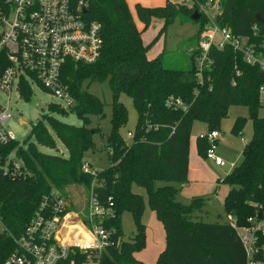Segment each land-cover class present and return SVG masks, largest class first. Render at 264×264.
Returning <instances> with one entry per match:
<instances>
[{
    "label": "trees",
    "instance_id": "1",
    "mask_svg": "<svg viewBox=\"0 0 264 264\" xmlns=\"http://www.w3.org/2000/svg\"><path fill=\"white\" fill-rule=\"evenodd\" d=\"M88 2L86 17L101 26L100 57L92 64L68 61L60 79L74 105L68 111L48 105L49 115L74 114L82 125L74 126L45 115L48 126L45 122L31 126L29 136L36 144L18 149L28 178L16 182L0 179V260L13 250L6 236L18 237L23 232L44 195L55 190L67 200V187L83 185L101 204L113 209L112 218L99 222L112 232L113 242L101 254L99 264H144L134 255L145 248V204L133 187L145 191L149 207L165 232V246L156 264H246L243 245L229 222L245 226L257 205L264 202V116L258 117V111L263 109L258 103L263 74L256 66L247 65L239 53L226 48L213 52L211 81L200 86L193 62L197 44L190 51V67L176 70L165 68L161 55L148 59L150 45L142 42V34L152 19L163 21L159 37L179 14L191 20L194 9L166 1L155 7L137 3L131 12L125 0ZM221 9L220 26L238 36L264 39V25L256 21V15L264 20V0H221ZM135 19L141 23V29ZM199 22L201 27V19ZM254 24L258 27L256 35L252 30ZM93 83H107L112 93L110 132L101 135L109 165L96 170L95 176L82 172L84 156L94 148L93 138L100 133L98 128L91 127V117H104V103L88 91ZM121 92L131 97L137 114L135 129L128 132L130 144L120 134L127 122L126 108L118 99ZM21 97L28 101L31 94L24 89ZM169 97L180 99L186 110L166 108ZM230 106L247 107L253 132L243 148L241 162L221 180L227 187L222 204L225 220L205 222L201 210L208 197H193L184 202L181 195L188 183L191 125L198 121L207 126L208 133L218 132ZM246 121L236 118L231 134L240 136ZM57 141L67 156L45 154L38 148L57 151ZM15 146L12 143L9 148ZM196 146L197 154L206 159L207 136L197 137ZM158 182L164 185L158 186ZM68 210L74 208L69 205ZM125 212L132 215L135 226L129 240H124L121 232V216ZM84 263V255L77 254L75 264Z\"/></svg>",
    "mask_w": 264,
    "mask_h": 264
},
{
    "label": "built area",
    "instance_id": "2",
    "mask_svg": "<svg viewBox=\"0 0 264 264\" xmlns=\"http://www.w3.org/2000/svg\"><path fill=\"white\" fill-rule=\"evenodd\" d=\"M166 1L194 9L201 19L193 55L198 85L211 81L213 52L226 48L239 53L247 65L256 66L264 76V39L238 36L220 26L221 0H191L189 6V0ZM88 8V0H0V93L21 97L25 89L32 96L33 87H38L60 99L64 108L72 107L74 100L60 79L63 66L68 61L92 64L102 48L101 26L88 20ZM252 30L254 35L258 33L256 24ZM258 103L264 110V84L258 89ZM165 107L185 111L187 106L169 97ZM11 117V108L0 105V179L16 182L28 178L29 173L18 154L21 146L7 126ZM206 136V160L225 167L215 154L218 132ZM12 143L17 146L9 148ZM82 172L95 176L96 170L86 162ZM68 208L67 200L57 191L44 195L23 232L18 237L6 236L13 250L0 264H75L77 254L84 255L85 263L99 264L103 251L113 245L112 232L99 223L113 217L112 207L89 193L84 219ZM246 223L239 227L229 222L243 245L246 264H264V202L257 205Z\"/></svg>",
    "mask_w": 264,
    "mask_h": 264
},
{
    "label": "rangeland",
    "instance_id": "3",
    "mask_svg": "<svg viewBox=\"0 0 264 264\" xmlns=\"http://www.w3.org/2000/svg\"><path fill=\"white\" fill-rule=\"evenodd\" d=\"M131 12H134V5L139 3L144 5L148 3L147 0H125ZM191 0L187 1V5H191ZM138 23L140 29L141 23ZM163 21L157 18L151 20L150 25L142 34V42L144 45H150L147 52L148 58H155L161 55L162 63L168 69H187L191 64V50L195 49L197 44V32L200 27V22H192L179 14L171 25L159 36V31L162 27ZM157 37V38H156ZM156 38V39H155ZM88 91L97 96L104 103V117H91V127L98 128L100 133L94 136V148L89 150L85 156L84 161L90 164L91 170H103L109 162L106 156V144L103 136L110 132V118H111V96L112 93L107 83H93L90 85ZM118 99L126 108L127 122L125 126L120 129V134L125 143L130 144L131 138L128 132H133L136 125L137 114L133 106L130 96L121 92ZM52 104V105H51ZM0 105L11 108L12 117L8 119L7 126L14 133L16 142L24 149L29 143H35L33 137L29 136L31 126L35 123H46L45 115H49L48 105L57 109H63V103L53 94L41 90L38 87H33V94L27 101L12 93L9 97L7 94L0 93ZM52 118L71 124L74 126H81V121L74 115L69 114L66 117H61L56 114L49 115ZM264 116V110L258 111V117ZM245 118L246 124L240 136L235 137L231 134V128L236 118ZM253 132L252 122L249 118V112L245 106H230L227 111V116L220 122L218 129V138L216 141L215 154L225 162V167L215 166L212 162L202 158L197 154L196 137H203L208 134V128L205 124L194 121L191 125V136L189 144V165L191 164V176L199 179L198 185H192L189 192L201 191L208 189L216 180H222L227 174L231 172L234 166L238 165L242 160V151L251 139ZM103 135V136H101ZM39 150L45 154H57L67 156V153L62 144L57 141V151L38 147ZM188 176V178H191ZM212 182L213 184H209ZM158 186L164 185L162 182L157 183ZM225 185L221 184L218 190L217 197L213 195L208 196L205 205L201 212L202 220L205 222L224 221V212L221 206L223 194L225 193ZM134 192L141 194L144 198V213L142 222L146 228V242L145 248L134 255L139 257L146 264H156L158 255L163 251L165 246V232L162 224L156 219L151 211L147 195L145 191L138 187H133ZM210 190L205 193H209ZM65 195L68 197L67 202L74 210L71 212L77 213L83 219L85 218V211L88 210L89 191L83 185L69 186L65 190ZM191 199V198H190ZM183 200L184 202L189 201ZM135 226L132 215L128 212L121 216V232L124 240H129V237L134 232ZM3 231L0 225V233ZM85 264H95L87 262Z\"/></svg>",
    "mask_w": 264,
    "mask_h": 264
},
{
    "label": "crops",
    "instance_id": "4",
    "mask_svg": "<svg viewBox=\"0 0 264 264\" xmlns=\"http://www.w3.org/2000/svg\"><path fill=\"white\" fill-rule=\"evenodd\" d=\"M147 1H148V3H145L143 6H146V7L163 6L165 4V2H166V0H147ZM137 26L140 29L138 23H137ZM148 59H153V58H148ZM197 137H199V136H197ZM197 137H196V139H197ZM191 167H192V165L190 164L189 165V170H188V176H191V170H190ZM198 182H199V179L197 177H194L193 175L191 176V178H188V183L183 187L182 192H181L183 200H188L190 198L198 197V196H206V197H208V196L213 195L214 198L217 197L218 190L221 187V181L220 180H216L215 184L210 182L209 184L210 185L213 184V185L211 187H208V189H204V190H201V191H195V193H192L191 191L189 192L190 187L192 185H198ZM223 187L225 188V193L223 194V196L225 197L226 193H227V187L226 186H223ZM208 190H210L209 193H205ZM224 197H223V199H224ZM222 204H223V200L221 202V206H222ZM146 237H147V234H146ZM164 241H165V239H164ZM136 259L141 261V262H143L139 257L137 258V256H136ZM144 264H146V263H144Z\"/></svg>",
    "mask_w": 264,
    "mask_h": 264
},
{
    "label": "water",
    "instance_id": "5",
    "mask_svg": "<svg viewBox=\"0 0 264 264\" xmlns=\"http://www.w3.org/2000/svg\"><path fill=\"white\" fill-rule=\"evenodd\" d=\"M190 18L192 21L197 22L199 20V14L194 11ZM256 21L264 25V20L259 15H256Z\"/></svg>",
    "mask_w": 264,
    "mask_h": 264
}]
</instances>
